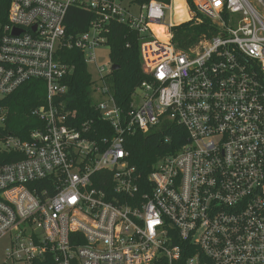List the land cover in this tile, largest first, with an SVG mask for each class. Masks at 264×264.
Segmentation results:
<instances>
[{
    "label": "built area",
    "instance_id": "obj_1",
    "mask_svg": "<svg viewBox=\"0 0 264 264\" xmlns=\"http://www.w3.org/2000/svg\"><path fill=\"white\" fill-rule=\"evenodd\" d=\"M183 2L175 21L173 0H9L0 10V99L29 80L46 93L32 111L43 128L0 140L21 156L0 164V264H176L188 249L184 264H264V0ZM71 7L93 17L67 35ZM196 14L216 35L178 49L173 27ZM113 23L140 38L145 79L128 109L107 82L112 64L94 58ZM64 47L95 65L93 105L110 135L66 109ZM5 119L0 108V129ZM165 121L186 141L144 176L126 139Z\"/></svg>",
    "mask_w": 264,
    "mask_h": 264
},
{
    "label": "trees",
    "instance_id": "obj_2",
    "mask_svg": "<svg viewBox=\"0 0 264 264\" xmlns=\"http://www.w3.org/2000/svg\"><path fill=\"white\" fill-rule=\"evenodd\" d=\"M9 0H0V10L7 7ZM144 3L149 0H135ZM168 2L169 0H160ZM183 2V0H182ZM192 7L191 0H187ZM175 3V1H174ZM180 11L185 14V5L175 11L173 21L178 19ZM93 15L76 7L69 8L65 27L67 35H74L87 30ZM157 30V29H156ZM158 31V30H157ZM173 42L178 49L189 50L201 40L216 35V28L210 20L196 14L193 20L176 25L172 29ZM161 37L167 39L165 34ZM111 64L117 67L106 76L115 101L119 107L128 109L131 95L145 76L141 70L140 38L137 32L127 25L111 24L107 34ZM61 61L73 65L72 73L67 76L68 92L63 97L66 109L75 112V119L93 120L92 128L101 129L98 136L110 135L109 123L101 119L93 105L91 95V75L83 60V55L77 48H62L59 51ZM45 85L41 80H29L22 83L15 91L0 99V108L6 110L4 127L0 129V140L7 135L27 139L31 131L43 128L32 111L45 102ZM93 136H96L94 132ZM168 139V140H166ZM186 141V132L178 124L165 121L159 128L148 133L136 132L126 139L125 147L131 156V163L146 176L152 170L153 164L163 155L176 152ZM21 156L0 150V164L17 160ZM191 250H183L176 264H184L185 259L192 255ZM152 264H165L163 258Z\"/></svg>",
    "mask_w": 264,
    "mask_h": 264
},
{
    "label": "rangeland",
    "instance_id": "obj_3",
    "mask_svg": "<svg viewBox=\"0 0 264 264\" xmlns=\"http://www.w3.org/2000/svg\"><path fill=\"white\" fill-rule=\"evenodd\" d=\"M129 1H131V0H125V3L129 2ZM174 15H175V13L172 15L173 18H174ZM169 17H170V14L167 12L166 13V18L168 19ZM158 39L164 41L163 37H158ZM94 58H95L96 65L98 67H101V66L105 67V69L107 71L108 65L111 63V56H110L109 46L105 45V44L99 46L94 52ZM89 71L91 72L92 77L95 78L96 77V68H95L94 64H90ZM140 94H141V90L137 89L135 91V96L140 95ZM5 247H6V244L2 243L1 249H4Z\"/></svg>",
    "mask_w": 264,
    "mask_h": 264
},
{
    "label": "bare ground",
    "instance_id": "obj_4",
    "mask_svg": "<svg viewBox=\"0 0 264 264\" xmlns=\"http://www.w3.org/2000/svg\"><path fill=\"white\" fill-rule=\"evenodd\" d=\"M174 1H175V3H174ZM182 7H183L182 0H173V12H172V15L175 13V11L177 9L182 8ZM152 28H153V31L155 32V34H156L157 37H161V35L164 34L163 28L161 26H153ZM163 40L165 41L167 39L164 38Z\"/></svg>",
    "mask_w": 264,
    "mask_h": 264
},
{
    "label": "water",
    "instance_id": "obj_5",
    "mask_svg": "<svg viewBox=\"0 0 264 264\" xmlns=\"http://www.w3.org/2000/svg\"><path fill=\"white\" fill-rule=\"evenodd\" d=\"M111 69H112V70H115V69H117V67H115L114 65H112V66H111Z\"/></svg>",
    "mask_w": 264,
    "mask_h": 264
}]
</instances>
